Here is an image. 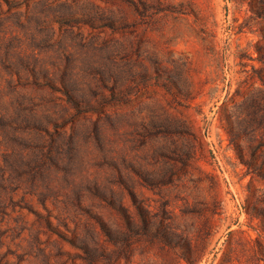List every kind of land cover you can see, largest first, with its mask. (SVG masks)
Here are the masks:
<instances>
[{
    "label": "rangeland",
    "instance_id": "374dc122",
    "mask_svg": "<svg viewBox=\"0 0 264 264\" xmlns=\"http://www.w3.org/2000/svg\"><path fill=\"white\" fill-rule=\"evenodd\" d=\"M0 264H264V0H0Z\"/></svg>",
    "mask_w": 264,
    "mask_h": 264
}]
</instances>
